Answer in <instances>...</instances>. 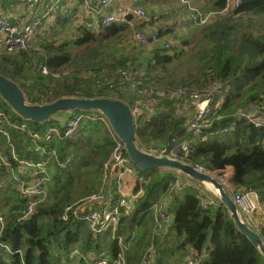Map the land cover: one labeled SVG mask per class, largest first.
Masks as SVG:
<instances>
[{"label":"trees","instance_id":"1","mask_svg":"<svg viewBox=\"0 0 264 264\" xmlns=\"http://www.w3.org/2000/svg\"><path fill=\"white\" fill-rule=\"evenodd\" d=\"M207 2V10L193 4L201 11H216L226 4V0ZM73 15L61 17L55 26L46 29L48 35L54 37L70 29L74 32L70 37L62 36L60 43L45 38L38 46L31 47L33 42L28 50L18 54L0 50V74L20 87L29 104H47L66 97L111 98L133 103L134 98L131 97L132 101L127 98V90L117 88L110 91L96 87L95 82L100 79L99 74L103 70L111 79L118 70L135 73L146 86L158 88L181 86L204 90L221 85L224 94L215 98V104H220L219 114L230 117L215 122L212 130L219 129L216 134L208 133L210 130L198 137L188 133L185 126L187 111L182 112L178 102L165 101L154 108V113L144 115L138 121L137 140L140 145L149 148H171L174 146L172 139L178 143L187 141L188 157L193 164L220 176L223 175L220 172L231 167L233 175L230 184L239 191L263 192L261 204L264 205V129H257L246 120L235 117L238 111L264 101V25L258 21L259 17H264V0H242L237 17L198 28V35L194 29H188L190 37L198 42L197 48L203 52L199 57L200 64L196 66L199 76L188 73L189 81L184 78L176 80L167 69L170 70L171 66L177 73L175 63L178 52L174 45L171 44L170 49H154L146 72H142L140 67L144 65L137 55L138 49L144 47L134 43L126 26H111L95 32L84 25L74 27ZM172 20L166 24L171 25ZM159 29L165 36H170L175 30L164 32L163 27ZM125 36L134 45L135 52L123 54L120 59L104 54L103 47L110 40H120ZM40 66H46L49 73L43 74ZM88 71L95 76H82ZM0 108L40 134L51 126L63 129L70 119L83 116L78 131L72 137L53 138L45 144L46 153L42 155L32 150L34 144L28 134L11 132V143L19 159L29 163L47 161L50 181L47 199L37 205L36 213L29 220L19 221L26 203L13 182L8 184L5 175L0 177V181L5 180L0 191L15 197L13 203L10 198L7 202L0 193V211L7 221L1 241L12 252H19L11 255L0 248V264H96L99 257H117L119 247L109 231L94 236L86 224L61 219L67 207L99 190L93 186L82 194L83 197L73 198L79 189L77 176L91 161L96 167L90 175H94L97 181L102 180L103 164L114 148L111 136L114 132L110 133L106 118L97 111L74 110L64 122L50 119L35 123L23 120L5 102ZM224 126H234L235 129L224 133L221 131ZM0 144L8 145L1 135ZM127 157L136 183L132 193L133 209L129 214L121 215L118 228L125 245L134 242L137 230L145 224L146 218H152L153 205L165 197L169 201L167 211L172 215V221L161 239H153L154 264H185L189 257L199 264H264V256L240 233L222 203L216 200L218 204L215 206L202 207L198 190L192 187L194 184L201 187L199 184L188 179L189 186L180 192L172 191L168 188L170 183L187 178L171 170H141L131 162L128 154ZM152 222H155L154 216ZM147 226L150 224L146 223L145 229ZM259 233L264 241V226L259 227ZM153 236L154 232L149 237L145 233L141 239L147 250ZM130 248L126 252L127 264L131 262ZM75 251L78 255L70 258Z\"/></svg>","mask_w":264,"mask_h":264},{"label":"built area","instance_id":"2","mask_svg":"<svg viewBox=\"0 0 264 264\" xmlns=\"http://www.w3.org/2000/svg\"><path fill=\"white\" fill-rule=\"evenodd\" d=\"M115 1L100 0L96 7L86 4V13L73 15L72 9L66 5L64 0H26V6L33 9L35 15L26 23H17L10 16L4 14L2 11L3 0H0V43H3V51L8 54H18L28 50L38 37L45 38L48 36L47 28L55 26L61 17L69 15L74 17V27L84 25L87 29L101 32L111 26H126L137 46H161L162 48L170 49L172 44L170 36L163 35L159 28H151L149 26L148 12L145 8L138 6L133 8L124 7L117 12H105V9L109 8ZM180 3L187 12L184 25L206 27L227 18L237 17L242 0H226L225 6L216 11H201L194 6L193 0H180ZM180 23V21L174 20L171 25L166 24L163 27L164 32L169 29H176ZM39 68L43 74L49 73L46 66H40ZM84 75H87V77L95 76L92 71L83 72L82 76ZM54 76L56 78L59 77V75ZM99 76L100 79L95 82L96 87L99 89L112 91L119 88L127 90L126 92L133 95L134 101L129 106L136 122L135 124H138V118L154 113V108L165 101L178 102L179 106L182 107V112L187 111L186 131L195 137L202 135L208 130H210L208 133L216 134L219 129L212 130L215 122L230 117L219 114L218 108L220 104H215V98L224 94L221 85L209 86L204 90H194L187 87L166 89L146 86L137 74L124 70H118L113 79L109 77L108 72L105 70L101 71ZM190 111H193V113ZM235 117L246 120L257 129H264V101L259 105L251 104L245 109L238 111ZM82 121L83 116H77L70 119L63 129L51 126L40 134L33 132L26 122H19L13 119L0 108V135L7 140V147L10 153L9 158L2 156L0 153V163L11 174L14 188L26 203L20 212L19 221L29 220L36 213L37 205L47 199L48 183L50 181L49 163L47 161L29 163L19 159L11 143V132L17 131L28 134L34 144L32 150L42 155L46 153V143H49L53 138L66 139L72 137L78 131ZM102 121L104 122L103 119ZM108 129L111 133L112 130L109 126ZM234 129V126H224L221 131L229 133ZM111 136L114 148L103 164L101 190L67 207L61 215V219L63 221L72 219L86 224L94 236H100L109 231L112 239L117 241L119 247L117 257H99L96 264H127L126 252L129 249V245H125L123 237L118 233V228L121 215L123 213L127 215L133 209V201L123 192H119L118 196L113 195L111 180L113 174H116L119 179H122L125 173L132 177H135V175L124 149V144L115 133L111 134ZM172 144L174 145L173 147H163L161 151L155 149L156 147L149 148L142 145H140V149L147 154L156 153L161 157L192 164L199 172L211 173L203 166L191 162L188 157L189 146L187 141L178 143L176 139H172ZM15 167L19 169L17 174L14 170ZM5 177L8 178V176ZM220 180H222L226 188L228 184L225 178ZM189 182L188 179L184 181L178 180L176 183H170L168 188L172 191L180 192L190 185ZM4 185L5 180L0 181V186L3 187ZM194 185L192 187L198 190V198L203 208L218 204L205 190ZM229 193L245 223L253 230L259 232V225L255 219L256 213L260 209L261 198L257 192L254 190H235ZM152 211L155 214L153 239H161L172 221V215L159 202L153 205ZM6 224V218L0 211V248L8 254H17L19 252H12L11 248L1 241ZM77 255L78 253L75 251L70 258ZM6 261L8 263V259ZM154 261L155 243L152 241L142 257L141 264H154ZM185 264H199V262L189 257Z\"/></svg>","mask_w":264,"mask_h":264},{"label":"water","instance_id":"3","mask_svg":"<svg viewBox=\"0 0 264 264\" xmlns=\"http://www.w3.org/2000/svg\"><path fill=\"white\" fill-rule=\"evenodd\" d=\"M0 96L13 112L23 120L35 123L48 121L52 119L53 115L61 112L74 110L100 112L106 118L111 130L124 144V149L135 166L141 170H171L180 176L195 181L203 190L226 207L240 233L264 256V241L260 233L249 227L242 219L231 194L217 175L199 172L192 164L161 157L156 153L147 154L140 149L136 137V122L128 104L111 98L84 99L72 97L61 98L47 104H29L20 87L1 74ZM155 149L161 151L163 147L158 146Z\"/></svg>","mask_w":264,"mask_h":264},{"label":"crops","instance_id":"4","mask_svg":"<svg viewBox=\"0 0 264 264\" xmlns=\"http://www.w3.org/2000/svg\"><path fill=\"white\" fill-rule=\"evenodd\" d=\"M25 1L26 0H3V3H2V9L3 10L2 11L4 12V14L10 16L13 21H15L17 23H26L33 18V16L35 15V11L33 9H31V15L29 16L27 14V10H26L27 6L25 7V5H26ZM64 1H65L66 5L70 6L73 13H75L76 15H83L84 12L85 13L87 12L86 4L91 6V7H96L99 4L100 0H64ZM202 1L207 2V0H193L194 4L196 6H197V4H202ZM137 6L143 7L147 10L151 25H154L157 28L164 27L166 25V23L169 22L168 19H169V15H170L171 11L175 10L176 11L175 14H178V15L183 13L181 15V20H180V22H183V23H184V17L187 13L186 10L184 9V7L179 3V0H116L109 8L105 9V12H111V11L117 12L121 8H124V7L133 8V7H137ZM169 7H170V9H168ZM199 8L203 9V10H207V8H203L200 6H199ZM166 12H167L166 17H167L168 21H165L164 18H161L163 13H166ZM50 28H52V27H50ZM133 47H134V45H133ZM3 49H4L3 43H0V50H3ZM131 97L134 98L131 93H128V95H127L128 100L132 101ZM131 103L132 102L126 103V104L130 105ZM69 114H70V112L57 113V114L53 115L54 117H52V119L58 120L60 122H64L67 119ZM141 118H144V117L138 118L137 122ZM136 127H137V125H136ZM0 153H2L5 157L9 158L10 153H9V149H8L7 145L0 144ZM14 170L16 173H19V169H17V167H15ZM220 173L223 175L222 176L217 175V177L219 179L225 178V180L228 184L226 186V189L229 192L235 191L236 188L234 186H232L229 182L232 175H233V169L231 167H229ZM4 175L8 176V184H11L13 182L11 174H9L8 171L5 170L2 165H0V177H2ZM101 183H103V177H102ZM135 183H136V178L132 177L128 173H125L124 176L122 177V179H119L116 174H113L112 180H111V189L113 190V195L118 196L119 192H123L130 200H133L132 193H133V190L135 187ZM107 190H109V189H107ZM254 191H256V190H254ZM0 192H2V191H0ZM256 192L261 198V196L263 195V192H261V191H256ZM1 198L5 199V201H7V202H8L9 198L12 201V203L15 201V197H13L12 194L10 196V193L2 192ZM158 202L160 203V205H162L164 207V209L167 210V206L169 204V201L167 198H165V197L160 198V201H158ZM152 213H153V216L155 218V214L153 211H152ZM153 216H152V218H153ZM152 218L151 217L146 218V220L144 222L145 225H146V223L150 224V222H152ZM255 220H256V223L259 225V227L264 226V205L261 203H260V209L256 213V219ZM154 224H155V222H154ZM152 226H153V224H152ZM153 232H154V230H153ZM153 232H152V228L150 230H147L146 231L147 236L149 237V236L153 235ZM144 237H145V234H144Z\"/></svg>","mask_w":264,"mask_h":264},{"label":"rangeland","instance_id":"5","mask_svg":"<svg viewBox=\"0 0 264 264\" xmlns=\"http://www.w3.org/2000/svg\"><path fill=\"white\" fill-rule=\"evenodd\" d=\"M179 3H180V0H179ZM197 6L198 7L200 6V7H203V8H208L209 4H208V2L202 1V4H197ZM25 7H26V5H25ZM168 9H170V7ZM26 10H27V14L30 16L31 15V9L26 7ZM175 13H176L175 10L171 11L168 20H172L173 19L172 21H174V20L180 21L181 20V15L183 13H181L179 15L175 14ZM166 15H167V12L163 13L161 18H164L165 21H168ZM186 17H187V13H186L184 19ZM258 21L264 25V17H259ZM149 26L151 28H157L154 25H151V22H149ZM189 28L190 29H194L195 34L198 35L197 29L198 28H202V27L184 25V23L181 22L178 25V27L172 32L173 34H170V37L172 38V45L175 46L174 48H176V50L178 52V57L176 59V63L175 64L179 68L176 67L177 68V73H174V70H173V68L171 66H170V70H169L168 67H167V69H168L169 73L173 74V76L175 77L176 80L184 78L185 81H189L188 76H187L188 73H192L194 75H197L196 66L198 64H200L199 57H200L201 53H203V52H201L200 48H197L198 47V45H197L198 42L195 41L194 38L190 37V35H189L190 31L188 30ZM73 33L74 32L72 30H69L68 32L62 34L61 36L54 37L52 34H50L49 36H47L45 38L47 40L55 41L56 43H60L65 36L70 37V35L73 34ZM62 36H63V38H62ZM45 38H40V39L37 38L36 41L32 44L31 47L38 46L43 41V39H45ZM184 43H190V45H185ZM181 44L184 45V46H182ZM157 48H162V47L161 46H149V47H144V48L138 49V55H137L138 56V60L140 61L141 64L144 65L143 67H140V71L146 72V70H147L146 66H147V63H148V59L151 56L152 51L154 49H157ZM103 51H104V54H106V55H110L111 54L112 56L116 57L117 59H120L121 55H123V54H125V55L127 54L128 55L130 52L131 53L135 52V49H134L133 45H131L129 39H127V37L125 36V37H123L120 40H117V39L110 40L103 47ZM195 62H197L196 65H194ZM198 76L199 75H197V77ZM179 87L183 88L181 86H179ZM193 89L194 90H198V89H196V87L195 88L193 87ZM2 103H4V101H3V98L0 96V105ZM190 112L193 113V111H190ZM2 156H3V154H2ZM0 165H2V164L0 163ZM86 167H87V169H86ZM95 167H96L95 164L91 161L88 164V166H84L81 169V171L79 172V175L77 176V180L79 181V182H77V187H79V189H78V192L76 191V193L73 194L74 200H76L78 198H81V196L83 197L82 194L87 192L88 190H90V188L93 187V186H95L96 190L97 189L101 190V187H102L101 186V184H102L101 181H97L94 175H92V176L90 175L92 173V170L95 169ZM102 177H103V172H102ZM221 182H222V180H221ZM99 190H97L96 192H98ZM151 226H152V222H150V226L149 227L147 226L148 229H147V227L145 229V224L142 227H140L137 230V234H136V238H135L134 242H132V244H129V246L131 247L130 250H129L130 251V257H131L130 264H141V258H142V256L144 255V253L147 250V248H146L147 245L145 243H143L144 240L141 241V239L143 238V236H144V234L146 233L147 230H150L151 228L153 230L154 224H153L152 227ZM144 229H145V233H144ZM152 241H153V238H152L151 242Z\"/></svg>","mask_w":264,"mask_h":264}]
</instances>
